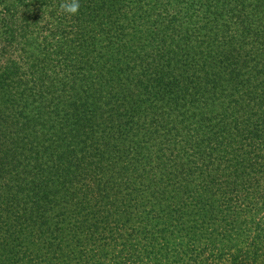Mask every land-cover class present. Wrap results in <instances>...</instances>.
Wrapping results in <instances>:
<instances>
[{"label": "trees", "instance_id": "1", "mask_svg": "<svg viewBox=\"0 0 264 264\" xmlns=\"http://www.w3.org/2000/svg\"><path fill=\"white\" fill-rule=\"evenodd\" d=\"M62 2L0 0V264L237 248L234 209L264 202V0Z\"/></svg>", "mask_w": 264, "mask_h": 264}, {"label": "rangeland", "instance_id": "2", "mask_svg": "<svg viewBox=\"0 0 264 264\" xmlns=\"http://www.w3.org/2000/svg\"><path fill=\"white\" fill-rule=\"evenodd\" d=\"M13 24H20V20L17 19ZM1 50V48H0ZM13 49H10L8 52V56L4 59V62L7 60L13 59L15 56H11ZM7 63V62H6ZM251 201L250 203L242 204L238 206L234 210L236 212H243L242 218L239 223L243 224V227H249L251 230L246 233V237L243 238L242 242L237 246V248H233L230 250H225L224 252H219L217 248H201L197 245L194 240L195 248H192L191 251L187 253H179L176 249L172 251H168L167 254L164 253H155L152 255H147L146 253H127L126 248L120 246L124 242H128L129 238L126 237H106L104 239H83L88 243L95 242V245L98 246L101 243L112 244L111 247L107 246L103 252V255L108 258L119 257L118 261L121 264H244L246 261L247 255L249 254L253 257L255 254L259 257L258 264H264V251H253V243L256 239V228L259 224L264 225V202L261 199ZM229 219L228 214H224L223 218L219 216L214 221L215 226L223 225L224 222H227ZM159 223L155 222L154 225H158ZM226 224V223H225ZM215 228V227H214ZM136 239L137 241L141 240V237L133 236L132 240ZM203 242L208 238L202 237ZM264 239V238H263ZM92 240V241H91ZM114 246L117 248L114 250ZM94 247L88 248L84 254L78 253L75 251L74 253L69 254V257L75 260H78V257L82 255L90 257L94 254V252L90 253L89 251ZM205 249V250H203ZM242 249V250H239ZM79 250V249H78ZM123 251V252H121ZM248 255V256H249ZM156 260V262H155ZM39 262V255L37 258V264ZM36 264V263H34Z\"/></svg>", "mask_w": 264, "mask_h": 264}, {"label": "clouds", "instance_id": "3", "mask_svg": "<svg viewBox=\"0 0 264 264\" xmlns=\"http://www.w3.org/2000/svg\"><path fill=\"white\" fill-rule=\"evenodd\" d=\"M81 7V0H63L60 4L61 11L68 16H77Z\"/></svg>", "mask_w": 264, "mask_h": 264}]
</instances>
